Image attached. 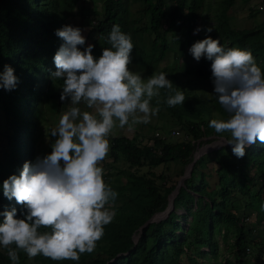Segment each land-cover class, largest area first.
I'll return each instance as SVG.
<instances>
[{"label":"trees","instance_id":"1","mask_svg":"<svg viewBox=\"0 0 264 264\" xmlns=\"http://www.w3.org/2000/svg\"><path fill=\"white\" fill-rule=\"evenodd\" d=\"M91 1L0 0V72L9 65L19 81L12 91L0 89V126L5 128L7 146L0 159V211L5 206L21 208L14 200L9 202L3 197V181L10 175H19L26 161L33 162L32 133L38 115L44 111L42 104L60 96L55 88H61L63 81L50 75L55 71L53 57L63 43L56 31L70 24L66 20L68 17L77 16L79 26L89 18L87 33L94 35L93 54L99 57L102 48L110 47L107 37L112 26L118 24L122 32L131 35L134 44L132 56L136 67L131 70L143 77L163 71L173 88L183 91L185 102L175 107L164 102L167 93L163 89L160 97L151 102L156 107L159 99L160 110L181 126L183 134L171 139L176 136L170 133L176 130L171 127L159 133L155 131L150 142H142V138L135 135H112L111 160L124 158L127 167L117 168L113 181L105 180L118 193L116 200L109 204L116 215L105 226L94 252L82 254L78 262L53 261L42 255L34 259L37 264H255L250 256L255 250L262 255L264 247L261 230L264 226V210L261 209L264 204V144L257 142L248 147L243 158H237L231 146L225 144L213 156L203 153L193 159L195 148L204 138L210 140L208 136L217 134L209 127L210 120L227 119L228 114L214 93L206 95L199 88H191L181 76L191 73L188 79L204 83L211 79V62L205 58L195 61L188 73H177L175 67H156L170 49L178 57L183 55L184 43L175 33L182 26L191 29L204 0H130L141 4L138 18L132 19L118 14L115 0H101L99 8ZM206 1L207 8L212 10L207 23L212 28L209 35L219 38L225 49L250 50L264 71L262 27L253 24L230 26L226 10L234 0ZM225 134L230 138V134ZM166 161L178 162L180 171L190 164L191 168L177 185L168 212L160 219L148 220L154 212L166 209L176 182L165 183L163 174H155L152 170L147 171L146 177L137 169ZM211 170L216 175L213 184L205 179ZM109 173L107 171L104 178ZM157 177L163 182L157 183ZM237 192L241 197L246 196L241 204L234 201ZM251 214L257 225L253 222L246 225ZM216 226L219 227L218 235L226 243L228 255L222 262H206L203 257L209 259L217 254ZM182 253L184 256H180ZM0 264H12L3 247H0ZM20 264H25L22 253Z\"/></svg>","mask_w":264,"mask_h":264},{"label":"clouds","instance_id":"2","mask_svg":"<svg viewBox=\"0 0 264 264\" xmlns=\"http://www.w3.org/2000/svg\"><path fill=\"white\" fill-rule=\"evenodd\" d=\"M201 30L197 27L194 35ZM83 31L72 25L56 31L63 43L50 75L63 81L60 101L69 106L51 129V151L35 162L26 161L19 175H10L2 184L3 197L21 206L0 211V247L12 264H20V253L29 259L42 255L78 262L82 254L94 252L116 215L108 205L118 193L105 182L101 166L114 130L150 123L160 111V100L156 107L151 102L162 89L167 106L185 102L183 91L173 88L167 73L145 78L130 70L134 44L118 24L107 37L110 47L102 48L99 57L93 54L95 45H86ZM189 53L197 62H211L213 93L228 114L227 119L209 122L217 134H230L215 147L230 145L232 153L243 158L248 147L264 144V71L250 50L225 49L210 35L194 42ZM18 82L14 69L5 65L0 89L12 91Z\"/></svg>","mask_w":264,"mask_h":264},{"label":"rangeland","instance_id":"3","mask_svg":"<svg viewBox=\"0 0 264 264\" xmlns=\"http://www.w3.org/2000/svg\"><path fill=\"white\" fill-rule=\"evenodd\" d=\"M87 1V0H85ZM93 1V2H92ZM91 2L96 5L97 8H99L101 0H92ZM116 6H117V12L120 16L126 19H132V18H138V9L141 7V4L139 2H132L130 0H115ZM199 11V15L197 16L195 22L192 24V27L190 30H188L185 26H182L175 35H177L180 39L183 41V55L180 54V57H178L175 52H173L171 49L168 50L165 55L162 57V59L157 63V68H161L163 66L165 67H175L178 72H185L188 73L187 70H190L194 62L196 61L193 56L189 53V48L191 45L203 38H206L207 35L209 36V32L206 31L207 28H211V26L207 25V23L210 22V17L212 14V10L210 8H207V1L204 0V4L202 5ZM227 18L229 25L232 27H247L250 25H260L262 29L264 30V0H234L233 3L227 8L226 10ZM89 18H85L83 20V25H78V17H68L66 20L70 23L69 25H72L74 27H80L82 28L83 35L86 37V45L87 44H93V34L87 33L88 31V20ZM90 22V21H89ZM197 27H201V31L194 35V30ZM212 32V31H211ZM149 40V39H148ZM85 45V47H86ZM238 48V47H237ZM136 67L133 63V65H130V70ZM191 73L186 74L185 76H181L182 81L190 86L191 88H199L204 92L206 95H211L213 93L214 85L212 83V80H205L204 83L196 82L193 79H188L191 77ZM144 76L147 78V76L144 74ZM56 92H61V88H55ZM69 105L66 102L60 101V96H54L51 100H48L46 102H43L42 104V112L37 117L38 123L34 126V132L32 133V140H31V149H32V159L33 162H35L37 156H43L51 151V143L53 142V137H51V129L56 127L60 118V115L63 111L67 109ZM82 109L85 107L81 105ZM155 107V106H153ZM1 121V120H0ZM175 128L177 132L175 133L176 136H170L171 139L179 138L183 134V129L181 126L176 124V122L171 119V117L165 113V111H159L158 115H155L151 118V122L148 124H135L131 127L125 126L124 128L117 127L114 130L113 135L118 134H124L126 136H137L138 138H142V142H150L152 137V134H155L161 132L164 129L167 128ZM5 128L0 126V159L4 157L5 151L7 150L6 142H5ZM180 134V135H177ZM151 136V137H150ZM169 137V138H170ZM211 138L210 140H206L204 138V141L198 145L195 148L194 155H199L203 153H207L208 156H213L216 154V150L220 148L219 146L215 147L216 145L220 144L222 141H226L229 137L225 133L221 134H215L208 136ZM210 164V162L208 163ZM110 165V167H109ZM101 166L104 169V175L107 174V171H109L108 177H103L104 180L113 181L112 177L115 175L113 174L115 171H117V168H123L127 167V162L124 158H118L117 160H111V155L108 153V156L105 158V160L102 162ZM113 166V167H111ZM134 168V166L132 167ZM180 164L175 161H166L165 163L158 164L154 167H148V166H140L137 169V172L142 173L144 176H148L147 173L148 170H152L155 174H163L165 177V183L168 182H176V184H180L183 177L186 175V171L188 166H185L182 171H180ZM107 169V170H106ZM205 171L208 170L204 169ZM182 172V173H180ZM184 172V173H183ZM210 174H207L205 176V179L210 184H213L216 175L213 173V170L209 172ZM120 182L123 181V177H121ZM155 181L157 183L163 182L162 178H155ZM241 193L237 192L234 199L236 204H241L244 202L246 196H240ZM238 196V197H237ZM234 196L232 198H235ZM109 207V205H108ZM159 212V213H158ZM157 213V214H156ZM162 210L154 212L149 218L150 220H157L164 216L162 213ZM165 213V211H164ZM161 214L158 217H154V215ZM248 222H253L254 225H257L258 222L254 218V215H250L249 219L246 220V225H248ZM264 225V224H262ZM219 227L216 226L214 228V231L216 232L217 236V254L215 257H210L209 259L202 258L206 262H211L213 260H216L217 262H222L223 259L228 255L226 243H224L221 240L220 235H218V229ZM261 230L263 232L264 236V226H261ZM263 240V239H261ZM229 241V240H228ZM264 241V240H263ZM207 247L204 249L206 250ZM261 250V249H260ZM258 250H255L254 253L250 256V259L255 264H263L264 260V247H263V253L262 255H258ZM24 256L25 264H37L36 259H29L26 254L22 253ZM180 256H184V253L180 254ZM262 256V257H260ZM230 258V256L228 257Z\"/></svg>","mask_w":264,"mask_h":264},{"label":"water","instance_id":"4","mask_svg":"<svg viewBox=\"0 0 264 264\" xmlns=\"http://www.w3.org/2000/svg\"><path fill=\"white\" fill-rule=\"evenodd\" d=\"M193 154H194V153H193ZM195 157H196V155H194L193 159H194ZM190 168H191V164L188 166L187 171H186V172H187L186 174L189 173ZM183 173H184V172H183ZM177 185H178V184H176V185L174 186L172 192H171L170 195H169V198H168V201H169V207H168V209L165 211V214L168 212V210H169L170 207H171V204H172V197H173V195H174V193H175V191H176V189H177ZM168 201H167V203H168ZM166 206H167V204H166ZM166 206H165V208H166ZM164 210H165V209H164ZM164 210H163V211H164ZM148 220H150V218H149Z\"/></svg>","mask_w":264,"mask_h":264},{"label":"bare ground","instance_id":"5","mask_svg":"<svg viewBox=\"0 0 264 264\" xmlns=\"http://www.w3.org/2000/svg\"><path fill=\"white\" fill-rule=\"evenodd\" d=\"M168 207H169V201H168V205H167V207H166V209L164 211H166L168 209ZM164 211L162 212L163 214H164Z\"/></svg>","mask_w":264,"mask_h":264},{"label":"built area","instance_id":"6","mask_svg":"<svg viewBox=\"0 0 264 264\" xmlns=\"http://www.w3.org/2000/svg\"><path fill=\"white\" fill-rule=\"evenodd\" d=\"M177 131L176 130H171V134H175Z\"/></svg>","mask_w":264,"mask_h":264}]
</instances>
